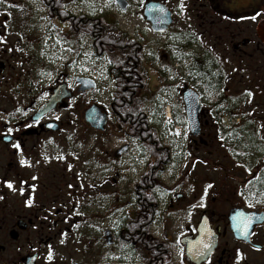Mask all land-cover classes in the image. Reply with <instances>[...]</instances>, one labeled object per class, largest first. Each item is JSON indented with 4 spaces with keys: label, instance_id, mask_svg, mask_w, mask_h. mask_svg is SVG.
Returning a JSON list of instances; mask_svg holds the SVG:
<instances>
[{
    "label": "flooded vegetation",
    "instance_id": "obj_1",
    "mask_svg": "<svg viewBox=\"0 0 264 264\" xmlns=\"http://www.w3.org/2000/svg\"><path fill=\"white\" fill-rule=\"evenodd\" d=\"M77 1L43 0L41 2L40 0L39 3L44 9L45 20L51 26L48 36L53 39L62 37L67 44H70L74 56L81 52L82 39L88 38L83 37L81 32L82 14L73 11L72 5ZM124 1L126 3L124 13H127L131 8V2ZM142 1L141 6L144 9L148 0ZM150 1L165 6L170 13V23L166 29L158 34L150 31L152 35L157 36L158 40L169 42L166 47L176 49L179 48L177 47L179 44L189 45L190 55L196 53L201 57L195 66L191 61L192 67L188 69L191 83L187 88L197 93L201 106L200 133L194 140L200 142L203 148L210 149V144L207 145L204 138L211 139V136L219 138L218 159L211 154L214 160L210 162L216 165L220 175L230 179L236 185L237 191L231 192L223 200L221 208L200 210L194 219L193 205L186 202L187 193H191L189 187L175 185L167 192L168 209L164 214V220H161L163 217L161 216L158 221V237L152 234L151 224L149 229L151 241L147 242L146 227L139 225L138 231L144 232L145 235L139 236L141 240L138 245L132 246L126 241L121 242L123 237L120 234L121 230L118 229L119 223L125 218L130 219L144 211L146 198H144V193H140V188H136L135 185L145 173H148V165L158 164V155L156 158L152 157L139 142L117 129L118 122L114 104L115 99H118L116 95L120 77L114 75L115 68L113 69L112 62L108 63L105 60V56L110 60L109 55L105 51L94 50L96 60L92 70L95 75L89 80L92 83L91 91L98 98H100L99 93H107V96L105 103L100 105L106 112L105 128L103 131L92 130V132L104 133L109 119L112 118L116 124V130L127 138V142L138 143L148 155V161L145 162L142 173L137 177L130 191L131 201L127 203L123 218L111 230L100 231L97 228L100 241H104L108 251H106L105 258L99 257L97 250H93V253L91 251L94 264H115L108 254L111 251L119 252L117 264H264V127H262L264 126V0H182L185 5L182 12L178 7L181 0ZM141 6L139 5L138 8ZM61 14L65 15V19H60ZM163 15L165 13L159 9L158 16ZM253 16L255 19H252ZM142 17L146 22L143 11ZM111 22H115L120 34L130 42H136L138 50H141V56L138 59L135 58V70L128 77H132L133 84L138 85L140 89L148 87L147 83L152 85L154 69L150 60L146 58L140 36L137 33L123 30L115 20ZM146 24L150 30V24L148 22ZM0 37L4 38V42L0 43V102L5 99V90L8 87L28 89L38 86L40 88L48 83L49 88L47 98L39 101L36 108H32V104L27 106L32 111L18 113L14 112L15 110L9 111V108L0 111V172L3 173V176L0 175V207H2L4 206L3 197L6 195L2 194L3 190L7 193L11 190L5 182L10 179L13 184L12 189L20 190V183L24 176L21 177L22 172H17L15 169H25L28 164L32 163L33 153H35L33 149H36L35 143L38 140L43 138L44 142V138L49 134H56L60 131L58 123L56 124L59 128L56 131L44 127L52 122L48 118L58 107L40 120L34 121L37 110L48 101L53 90L59 85H65L70 93V89L74 88L75 94L81 95L78 88L82 85L77 80H83L84 77L81 72L71 79L66 74H59L54 80V88L50 89L51 82L47 79L48 66L40 57L43 52L45 33L0 32ZM199 42H204V44ZM9 49L12 50L9 51ZM97 59L102 60L104 64L99 69L96 67ZM125 82L130 84L131 81L126 79ZM109 85L111 87L108 90ZM246 90L252 93L251 97L246 94ZM135 95L140 99V90L136 91ZM64 102L67 104L66 100ZM144 105L145 103L141 106L143 110ZM172 121L174 123V119ZM181 124L183 127L187 126L185 117L181 120ZM14 145H19V147H14ZM31 146L35 148L31 149ZM123 147H126V150L117 154ZM130 152V144H124L112 153V161L117 163ZM8 155L10 157H7ZM19 157L27 163L20 165ZM173 162L157 172L158 181L161 184L152 188L156 197L152 222L160 211V194L163 190H167V185L161 176L164 171L169 169L173 171L174 168L182 169L180 174L186 179L190 174L185 171V168H189L188 166L171 167ZM206 172L212 173L214 170L207 167ZM90 181L93 191L96 187L97 193H105L101 191L104 189L101 184L97 187V185L94 186L97 183L94 179ZM136 189L137 192H135ZM13 194L18 197L22 195L20 192ZM27 195L30 194L27 193ZM97 196L95 195L94 199H97ZM52 201L54 203L46 199L39 208L32 209L25 207L19 209V203L16 202L17 209L7 215L1 213L0 210V264H82L81 261H73L72 256H67L66 251L73 247H67L65 243L60 242V239L67 233L72 232L77 233L76 237L86 239L85 243L89 242V244H83L84 242L80 243L77 240L78 248L84 246L87 250V248L98 246V235L92 237L91 234H82L83 231L89 230H82L83 226L73 225L68 220V210L64 205L55 207L56 198ZM234 211H238L241 218L235 219L234 226H232L229 215ZM217 212L220 213V219L216 221ZM250 215L254 218V222L248 221L247 216ZM175 217H185L183 221H186L188 226L184 227L181 219L178 223H174V220L168 225L167 222ZM202 219L208 225V235L211 239L215 236L216 240L209 255L201 259H189L186 255L187 243L194 241L198 236V227ZM245 226L247 227L246 232ZM148 245L155 246L149 247ZM49 246L55 254L52 261L46 259ZM238 249L241 255L239 260L236 258ZM77 250L73 252L76 256L78 255Z\"/></svg>",
    "mask_w": 264,
    "mask_h": 264
},
{
    "label": "rangeland",
    "instance_id": "obj_2",
    "mask_svg": "<svg viewBox=\"0 0 264 264\" xmlns=\"http://www.w3.org/2000/svg\"><path fill=\"white\" fill-rule=\"evenodd\" d=\"M129 1L131 8L124 14L119 11L114 2H108V0H88L85 3L78 0L72 7L73 11L88 17L107 15L108 19L116 20L123 30H127L129 33H137L145 48L146 58L155 68L152 73L154 80L152 85L147 83L148 87L146 88L150 89V94L144 105V111L150 125L157 128L163 144L171 150L174 161L171 167L188 166L189 168H185V171L190 173L186 179L180 174L182 169L174 168L173 171L169 169L161 175L162 180L167 185V190H163L160 194L159 215L157 214L151 228L152 234L158 237V221L161 216H163L161 220H164V214L168 209L167 192L175 185L180 184L189 187L191 193H187L186 202L193 205L194 219L200 210L221 208L223 200L231 192H236L237 189L236 185L230 179L220 175L216 165L210 162L214 160L211 154H214L215 158L218 159L219 138L216 136H211V139L204 138L207 145L210 144V149L203 148L200 142L190 136L186 125L172 129L170 128L171 123H168L169 120L172 122V112L184 120L181 93L191 83L188 77V69L192 67L191 61L195 66L201 57L196 53L190 55L189 45L179 44L177 45L179 48L176 49L166 47L169 42L158 40L157 36H153L149 26L143 20V7L141 6L143 1ZM39 3L40 0H8L5 3H0V32L9 34L18 32L45 33L43 52L40 57L48 66L47 79L51 82L50 89L54 88V80L59 74H66L71 79L81 72L82 77L91 79L95 75L92 66L96 60L91 40L83 38L81 52L74 56L73 50L67 51L71 46L62 37L53 39L48 36L51 26L45 20L44 9ZM105 3H108L107 7H105ZM90 4L91 6H89ZM139 5L140 8H138ZM101 9L103 10L101 11ZM58 40L59 43H57ZM199 43L204 44V42ZM86 53L87 55H85ZM176 61L177 64L175 65ZM103 65V61L97 59V69ZM110 87L109 85L108 90ZM48 91V83L40 86V88L38 86L28 89L8 87L5 90V99L0 102V111L8 110V108L9 111L15 110L14 112L18 113L32 111L27 106L32 104V108H36L39 101H44L47 98ZM70 91L74 94L68 100L67 108L57 109L48 118L60 125V131L56 134H49L44 138V142L42 141L43 138L38 140L35 143L36 149L31 146V149L35 151L31 160L32 163L28 164L25 169H15L17 172H22L21 177L24 176L20 183V190L11 189L8 193L3 190L2 194L5 193L6 195L2 201L4 206L0 207V210L1 213L7 215L12 210L17 209L16 202L19 203V209L24 207L32 209L39 208L46 199L54 203L52 200L56 198L55 207L64 205L65 209L68 210V220L73 225H80L84 227L82 230L91 231V233L83 231L82 234H91L92 237L98 235L99 240L98 246L86 250L84 246L78 248L76 245L77 240L80 243L89 244V242L85 243L86 239L76 237L75 234L77 233L75 232L67 233L65 237L60 239L64 241L65 246L73 247L66 251L67 256H72L73 261L78 260L82 264H94L91 255L93 250H97L99 257L103 258L108 251L104 241H100L98 229L100 231L111 230L123 218L127 203L131 201L130 191L134 187L137 177L142 173L145 162L148 161V155L138 143L127 142V138L116 130V124L112 118L109 119L108 127L101 134L92 132L83 122L85 109L92 104L102 106L105 103L107 93H99L100 98H98L92 91L89 92L90 90L81 95L75 94L74 88ZM168 108L170 118L166 117ZM177 132L180 134L177 135ZM128 143L131 146L130 154L117 163L113 162L112 153ZM61 156L63 159L58 158ZM21 160L24 159L19 157L20 165H22ZM207 167H210L214 172H206ZM0 175L3 176V173L0 172ZM90 179L97 182L94 186L97 185L98 187L101 184L104 187L101 191L105 193H97L96 187L93 191ZM173 182L174 184H172ZM27 184L28 186H26ZM208 185L211 187H207ZM15 192H20L22 195L18 197L13 194ZM156 193L158 196V192ZM95 195H98L97 199H94ZM101 196L103 198H100ZM30 198L32 200L31 205L27 203ZM201 204H203L202 207ZM219 214L217 212L216 221L220 219ZM184 218L175 217L167 223L170 225L174 220V223H178L180 219L183 221ZM182 224L184 227L188 226L186 221H183ZM76 250L78 257L73 254ZM108 254L111 261L113 260L117 264L119 252L111 251Z\"/></svg>",
    "mask_w": 264,
    "mask_h": 264
},
{
    "label": "trees",
    "instance_id": "obj_3",
    "mask_svg": "<svg viewBox=\"0 0 264 264\" xmlns=\"http://www.w3.org/2000/svg\"><path fill=\"white\" fill-rule=\"evenodd\" d=\"M64 16L65 15L61 14L60 19H63ZM81 26V32L84 37L87 36L91 39L93 49L98 52L105 51L109 55V59L112 61L111 65L113 69L115 68L113 73L115 76L120 77L117 85L118 94L116 95L118 99H115L114 104V112L118 122L117 129L122 133L129 134L134 138V141L139 142L140 145L145 147L152 157L156 158V155H158V164H156L158 166L148 165V173H145L143 178L141 177L135 185L136 188H140V193H144V198H146L145 206L143 207L144 211H141L140 214L130 219L125 218L119 223L120 227L118 228L121 230L120 234L123 237L121 242L126 241L132 246L138 245L141 240L139 236H144L145 234V239L149 242V229L154 219L152 214L155 212L156 208V197L152 188L157 184H161V182L158 181L157 172L173 161V155H171L170 148L163 144L158 130L150 125L148 117L141 107L142 104L146 102L149 91L146 90L145 87L140 89L138 85L133 84V78L128 77V75H131L135 70V58L138 59L141 56V50H138L136 42H130L120 34L116 23L111 22L107 15L99 17L82 15ZM126 79L131 81L130 84L125 82ZM141 84L142 82L140 81V85ZM139 90L140 99L135 97L136 91L139 92ZM172 117L175 124L182 125V118H179L175 112L172 113ZM155 166L157 168H155ZM135 192H137V189ZM125 225L127 226L125 227ZM139 225H144L146 227L145 234L144 232L138 231ZM148 246L154 247L155 245Z\"/></svg>",
    "mask_w": 264,
    "mask_h": 264
},
{
    "label": "water",
    "instance_id": "obj_4",
    "mask_svg": "<svg viewBox=\"0 0 264 264\" xmlns=\"http://www.w3.org/2000/svg\"><path fill=\"white\" fill-rule=\"evenodd\" d=\"M116 4L122 12L126 10V3L124 0H116ZM159 9H162L165 13L162 17L158 16ZM143 15L145 20L151 25V30L154 33L163 32L166 29V26L170 23V13L167 11L165 6L158 5V3H153L150 0H148L144 6ZM77 82L82 85L80 87L81 92H85L86 90L92 88L91 81L87 79H78ZM71 97L72 94L66 90L65 85H59L53 90L48 101L37 110L34 121H38L45 115L53 112L56 107L65 109L67 104H65L64 100L70 99ZM182 100L189 134L192 137H197L200 133L199 113L201 110L198 95L191 89H185L182 92ZM83 120L90 129L94 131H103L106 124V113L103 108L91 105L84 111ZM44 127L52 131H56L59 128L55 122H50ZM125 150L126 147H123L117 154H121V152ZM237 218H241L238 211L232 212L229 215L230 225L234 226V220ZM247 218L248 221L254 220L251 215L247 216ZM207 228L208 225L205 223L204 219H202L200 226L198 227V236L194 241H189L187 243L186 255L189 259H201L211 253L216 238L215 236L213 239L210 238ZM232 231H234V229H232ZM205 245H207V247H205Z\"/></svg>",
    "mask_w": 264,
    "mask_h": 264
},
{
    "label": "snow or ice",
    "instance_id": "obj_5",
    "mask_svg": "<svg viewBox=\"0 0 264 264\" xmlns=\"http://www.w3.org/2000/svg\"><path fill=\"white\" fill-rule=\"evenodd\" d=\"M5 2V0H0V3H4ZM41 2H43V0H41ZM57 2H59V0H57ZM72 2H75V0H72ZM85 2H88V0H81V3H85ZM108 2H115V0H108ZM89 6H91V4L89 5ZM108 6V3H105V7H107ZM178 7L180 8V10H181V12L183 11V9H184V7H185V5L183 4V2H182V0H181V3L178 5ZM103 9H101V11H102ZM93 11H95V9H93ZM161 11H163L162 9H161ZM252 19H255V16H253L252 17ZM4 42V38L3 37H0V43H3ZM60 41L58 40L57 41V43H59ZM12 49H9V51H11ZM19 50V49H18ZM73 49H71V48H68L67 49V51H72ZM85 55H87V53L85 54ZM105 60L108 62V63H111L112 61H110V60H108V57L107 56H105ZM246 94L249 96V97H251V95H252V93L250 92V91H248V90H246ZM17 111H19V109H17ZM168 123H171V121L169 120L168 121ZM262 127H264V126H262ZM9 131H11V130H9ZM177 135H179L180 133H176ZM14 147H19V145H14ZM58 158H60V159H63V157L61 156V157H58ZM20 163L23 165V164H25V163H27L25 160H21L20 161ZM69 167H71V166H69ZM246 170H248V171H250L249 169H246ZM35 179V178H34ZM6 184H7V187L8 188H10V189H12L13 188V185H12V182H10V181H6L5 182ZM69 187H72V185H69ZM207 187H211V185H208ZM201 199H203V198H201ZM27 203L29 204V205H31L32 204V200H31V198L27 201ZM201 207L203 206V204H201L200 205ZM77 214H79V213H77ZM246 224H247V222H246ZM247 231V227L245 226V232ZM62 235H65V234H62ZM61 243H64V241L63 240H61L60 241ZM205 247H207V245H205ZM54 250L51 248V246H49V249H48V252H47V256H46V259L48 260V261H52L53 259H54ZM236 258H237V260H239L240 258H241V255H240V251H239V249L237 250V253H236Z\"/></svg>",
    "mask_w": 264,
    "mask_h": 264
},
{
    "label": "bare ground",
    "instance_id": "obj_6",
    "mask_svg": "<svg viewBox=\"0 0 264 264\" xmlns=\"http://www.w3.org/2000/svg\"><path fill=\"white\" fill-rule=\"evenodd\" d=\"M167 118H169V116H167Z\"/></svg>",
    "mask_w": 264,
    "mask_h": 264
}]
</instances>
